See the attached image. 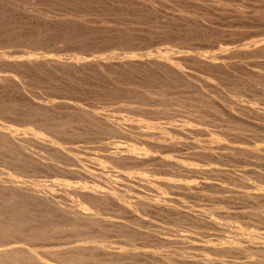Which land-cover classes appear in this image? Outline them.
<instances>
[{
  "label": "bare ground",
  "instance_id": "1",
  "mask_svg": "<svg viewBox=\"0 0 264 264\" xmlns=\"http://www.w3.org/2000/svg\"><path fill=\"white\" fill-rule=\"evenodd\" d=\"M131 1L96 0V3L92 4L93 0H0V92H3L0 94L6 95L7 98L0 96V264H127L139 258L147 264H188L192 259H197L198 264H221L225 262L224 259L228 260L225 257L230 253L233 254L231 256L245 254L255 261L264 260V244L258 242L264 239L257 231L261 229L255 227L257 230L254 228V231L262 238L251 228V233L257 236L248 233L250 230L242 229L244 225H236L238 221L221 223L219 218L222 215L218 212L202 215L198 210L200 215L195 210L196 215L192 211V215H187L190 208L185 207L186 205L180 202L181 199L177 201L176 197H170L174 192L177 193H174L175 195L184 192L187 197L200 199L205 196L204 190L213 188L223 195L222 197L229 194L230 199V195L235 194L246 200L245 204L250 202L247 208L249 216L254 217L251 218L255 222H264V204L260 201L264 194V190L260 189L264 187V183L260 182L264 178V148L255 144L257 137L251 138V133L246 134L247 130L239 127V121H236L237 124L222 118L216 120L217 124L207 121L212 114L210 104H221L225 103L226 99L235 98L232 99V95L230 97L221 90L219 83H210L211 79H217L220 83L223 81L225 89L226 86H230L232 90L248 88L247 91L251 90L258 97L264 98V32L262 35L259 32L261 36L254 40L255 44L250 45L252 42H247L245 51L241 48L242 54L228 57L240 61L254 57L257 64L251 69L247 63L240 61L213 63V59L202 56V53H191L193 45L189 42L179 43L175 48L176 53L173 54H158L154 52L156 50L136 54L133 43L138 36L137 27L139 28L143 21L140 18L147 9H150V13L155 11L151 10L153 5H146V1ZM158 1L161 3L163 0ZM198 1L196 0L195 4H198ZM209 1L211 3L212 0ZM147 2L149 3V0ZM151 2L152 0L150 4ZM206 2L204 3L207 4ZM185 3L183 1L184 5ZM188 3V7L192 8L191 3ZM220 4L219 7L223 3ZM160 5L162 7V4ZM90 11L95 14L91 15ZM197 11L198 15L199 10ZM181 12L178 14L181 15ZM189 13L185 12L187 15ZM191 14L193 12L189 15ZM194 15L196 16L193 14L192 17ZM201 16L195 19L199 20ZM248 16L247 19L255 17ZM148 18L151 19L149 15ZM255 18L251 21L254 22ZM195 19L193 18V21ZM251 21L248 23L251 24ZM165 27H162L164 33L177 36L174 40H182L186 35L190 37L197 32L195 30L194 33H189L193 28L188 32V27ZM200 28L202 29V26ZM242 41L245 42L246 39ZM105 42L114 43L110 47L116 45L124 49L115 47L118 51L111 52L110 60L101 59L104 57L101 53L109 48L99 47ZM62 44L65 46H60ZM9 49L18 50L6 52ZM64 52L69 54H63ZM92 56L101 61L93 60ZM192 64L197 66L198 74L201 72L206 74V77L202 74V77L189 74L187 70ZM49 78L56 83L54 89L57 94L45 96L43 85ZM182 88L188 92H182L183 95H180ZM67 90H72L74 96L66 93ZM147 105L152 108L146 109ZM112 106L115 109H112ZM107 107L112 110L104 112ZM118 112H126L129 116L121 117ZM240 114L243 117L244 112ZM262 115L264 117V114ZM253 116L256 118L255 114ZM247 117L246 119L254 118H251L250 114ZM161 119L165 122L160 121ZM257 119L261 121L263 118ZM254 120L252 121L255 124ZM262 121L264 125V120ZM171 122L176 124L172 126L175 127L173 129L168 125ZM244 122L248 124L249 121ZM164 124L169 128H163ZM212 128L217 130L211 132ZM262 130L264 133V128ZM219 137H222L220 142L217 141ZM225 137L232 139L231 142L239 141V145L240 141L246 145L248 142L247 146L251 147L244 149L243 146L227 143ZM261 137L264 139V135ZM71 138L100 141V147L94 146V153L88 156L86 154L85 157L91 155L89 165L99 164L103 168L101 170L105 169L103 174L106 173V179L100 177L102 173L98 176L94 171L91 172L85 164L86 160H82L83 157L74 159L66 152L70 145L67 141ZM124 140L127 143L134 141L137 146V143H140L139 146H149V150L140 157L135 153L137 150L133 151L130 147H125L126 145L120 146L119 141L124 143ZM65 142L68 144L65 145L66 148L63 147ZM78 143L80 145V142ZM131 143L129 142L131 146L134 145ZM151 147L160 148L162 156L153 158ZM132 148L134 149L133 146ZM75 149L74 147V151ZM90 149L93 151L92 148L88 150ZM175 150L181 153L180 157L172 154ZM76 152L80 154L79 151ZM81 154L84 155L82 152ZM150 156L152 159H149ZM136 166H144L145 173H138ZM244 169L248 170L243 171ZM119 170L122 171L119 172L122 179L136 180L143 176L141 181L152 187L150 193L147 194L144 189L137 187L134 189L136 184L133 185L131 181L129 183H132L133 188L129 183H125L126 180L123 184L119 176H116ZM44 175L48 178L50 176L51 180H47L49 183L44 179ZM210 176H223L224 179L212 183ZM59 181L62 184H58ZM105 181L110 184L109 187H113L110 191H103ZM206 181L211 184L208 188H204L207 187L206 184L198 188L199 183ZM140 184L138 186H145ZM99 186L102 190H98ZM143 188L147 189L146 186ZM61 189L64 192H60ZM246 189L250 190L248 192L252 195L244 192ZM61 193L64 195L60 196ZM217 193L214 195H219ZM211 195L206 196L212 197ZM231 198L236 199L235 196ZM205 199L203 198L204 201ZM210 199L207 201H212ZM214 208L211 211L220 209ZM148 210H152L163 220L172 217L182 218L179 220L184 218L188 224L184 226L182 222L183 225L173 226L171 223V226L169 221L163 222V225H157V222L153 224L145 217V214H149ZM117 215L120 221L121 218L123 220H118V225L115 222L119 218ZM236 218L241 217L237 214L234 219ZM110 220H114L115 224H111ZM204 229L216 231L215 237L218 236L217 239L221 243L217 239L220 244L209 242L215 237L211 240L209 238L208 242L203 241V244H197V239L194 242L197 231ZM103 230L111 234L116 230L119 239L122 237L124 241L119 245L107 244L108 239L110 243L113 242L114 235L112 238H109V235L104 242ZM227 234L233 237L232 240L226 238ZM131 236L135 239L131 240ZM115 239L113 243H116ZM233 239L241 244L247 242L249 246L243 248L244 245L239 246L240 242L239 245L235 244L238 242L233 243ZM137 240L141 242L140 245L134 243ZM199 242H202L201 239ZM231 259L227 262L233 263Z\"/></svg>",
  "mask_w": 264,
  "mask_h": 264
},
{
  "label": "rangeland",
  "instance_id": "2",
  "mask_svg": "<svg viewBox=\"0 0 264 264\" xmlns=\"http://www.w3.org/2000/svg\"><path fill=\"white\" fill-rule=\"evenodd\" d=\"M94 2L92 3V4H95L96 2V0H93ZM128 1V0H127ZM130 2H132L131 0H129ZM134 1V0H133ZM138 1H140V0H138ZM144 1H146V5H150V6H152L153 8L151 9V10H153V11H155L156 12V15H160V17H158V16H156L155 15V12L154 13H150L151 11H150V9L148 10L147 9V12H143L144 14H143V16L140 18V20H143V21H145L146 19H147V15H149L150 16V18H151V16H154V18L152 17L151 19H147L145 22H146V24H145V22L143 23V21H141V25H139V28L137 27V30H138V33H137V31H136V35H138V36H136L135 38H137L136 39V41L133 43V45H134V48L133 49H136L135 50V52L134 53H136V54H139V53H144L145 51L146 52H152V51H154V50H156V51H154L155 53H158V54H165V55H167V54H173V53H176V51H177V49H175V48H177L178 47V45H179V43H181V42H189V43H191L193 46H192V49L190 50L191 51V53H192V51H193V54L194 53H196V52H199V53H202V56H205L206 58H208V59H213V63H220V61L221 62H228V61H230V63H233V62H237V61H240V60H238V59H235V61H234V59H232L231 60V58H228V57H233V56H236V55H239V54H242L243 53V51H245L244 50V47H245V44H250V42H252L250 45H252V44H255L256 42L254 41V40H256L259 36H261L262 34H263V32H264V8L262 9V6H264L263 4H264V1L263 0H255L254 2H253V0H212L211 1V3H210V1L209 0H207V2L205 1V0H197L198 2V4L200 3V2H203V3H200V5H198V4H195L196 3V0L195 1H193V0H163V1H165V3L162 1H160L161 3H159V1L158 0H152V2H151V4H150V0H149V3L147 2L148 0H141V2H144ZM183 1H184V3L186 2V1H188V2H190L191 3V6H192V8L190 7H188V6H190V4L188 3V2H186L185 3V5L183 4ZM216 1V2H215ZM235 1V2H234ZM241 1V2H240ZM245 1V2H244ZM257 1V2H256ZM260 1H261V3H260ZM155 2H157V3H155ZM167 2V3H166ZM174 2V3H173ZM193 2V3H192ZM204 2H206L207 4H205ZM219 2V3H218ZM237 2V3H236ZM242 2H244V3H242ZM260 4H259V3ZM145 3V2H144ZM163 3L165 4V6L163 5ZM177 3H179V5L177 4ZM183 5H182V4ZM187 3H188V5H187ZM220 3H226L225 5H223L222 4V6H220L219 7V4ZM254 3H255V5H254ZM257 3V4H256ZM156 4H162V7H161V5L159 6V5H156ZM166 4H167V8H168V6H169V8L167 9L166 8ZM244 4V5H243ZM88 5H90V4H88ZM181 5V7H179ZM195 7H194V6ZM196 5H198V7H199V9H197L198 7L196 6ZM221 5V4H220ZM95 6V5H94ZM170 6H171V8H170ZM183 6V7H182ZM225 6V7H224ZM244 6V7H243ZM245 6H247V7H245ZM252 6V7H251ZM160 7H161V9H160ZM184 7H186L185 9L186 10H188V11H186L185 9H184ZM224 7V8H223ZM251 7V8H250ZM105 9H106V7H104ZM181 8H183V10L181 9ZM189 8V9H188ZM194 8V9H193ZM215 8H217V10L215 9ZM238 8V9H237ZM244 8V9H243ZM260 8V9H259ZM156 9H158V11L156 10ZM177 9H179V10H177ZM202 9V10H201ZM236 9V10H235ZM242 9V10H241ZM256 9V10H255ZM159 10H160V12H161V14H160V12H159ZM175 10V11H174ZM176 10H177V12H176ZM185 10V11H184ZM194 10H199V13L201 12V11H203L202 12V14L204 15L203 17L198 13V15H200L202 18L201 19H199V20H196V19H198V18H200V16H198L197 15V13H196V11H194ZM201 10V11H200ZM219 10V11H218ZM236 11V12H239L238 10H240V12L239 13H237V14H235V12L234 11ZM152 11V12H153ZM173 11V12H172ZM184 13V15H186V17H184V15H183V13ZM211 11V12H210ZM218 11V12H217ZM243 11V12H242ZM251 11V12H250ZM254 11V12H253ZM256 11V12H255ZM259 11V12H258ZM262 11V12H261ZM179 12H181V15H183V17L180 15V14H178ZM185 12H187V13H191V12H193V14H196V16L194 15V17H192L193 16V14H191V16L188 14H185ZM198 12V11H197ZM232 12V13H231ZM245 12V13H244ZM91 15H93V14H95V12H89ZM146 13V14H145ZM147 13H149V14H147ZM176 13V14H175ZM235 15H234V14ZM251 13V14H250ZM238 14H240L239 16H238ZM251 15L252 17H253V15L256 17V18H258V20H256V18L255 17H253L252 19L251 18H248L247 19V16L248 15ZM257 14V15H256ZM170 15V16H169ZM178 15H180V16H178ZM212 15V16H211ZM216 15V16H215ZM223 15V16H222ZM247 15V16H246ZM248 16V17H251V16ZM261 15V16H260ZM146 16V17H145ZM189 16H190V18H189ZM215 16V17H214ZM246 16V17H245ZM259 16H260V18H259ZM167 17V18H166ZM188 17V18H187ZM195 17H197L196 19H195ZM235 19H234V18ZM237 17V18H236ZM241 17H242V19H241ZM161 18V19H160ZM171 19L170 21H169V19ZM176 18H180V20L179 21H181V20H183V19H185V20H183V21H185V23L183 22V21H181L180 23H179V21H178V19H176ZM188 20H192L191 22L190 21H188ZM192 18V19H191ZM193 18L195 19L194 21H193ZM246 19V20H248V21H246V20H244V19ZM254 18H255V21H256V23H255V21L253 22V21H251V20H254ZM152 19H154L153 21H152ZM156 19H159V20H156ZM163 19V20H162ZM224 19V20H223ZM226 19V20H225ZM156 20V21H155ZM178 22H176V21ZM200 20H202V21H200ZM203 20H204V22H203ZM148 21V22H147ZM161 21H162V23L164 22V25L166 26H164V25H162V23H161ZM199 21L201 22V23H199ZM241 21V22H240ZM245 21H246V23H245ZM252 22L251 24L250 23H248V22ZM261 21V22H260ZM166 22V23H165ZM175 22V24H173V23ZM186 22H188V23H186ZM190 22V23H189ZM198 24H197V23ZM204 24H203V23ZM145 24L144 26H143V24ZM148 23V24H147ZM155 23V24H154ZM158 23V24H157ZM160 23V24H159ZM194 23V24H193ZM197 25H196V24ZM150 24V25H149ZM170 24L172 25L171 27H170ZM178 24V25H177ZM191 24V25H190ZM192 24H193V26H192ZM199 24H201V26H202V29L200 28L201 26L199 25ZM245 24V25H244ZM250 24V25H249ZM147 25V26H146ZM162 25V26H161ZM175 25V26H174ZM176 25H177V27H176ZM182 25H184L185 27H183ZM188 25V26H187ZM194 25H196L195 27H194ZM203 25H205V26H203ZM262 25V26H261ZM157 26V27H156ZM174 26V27H173ZM180 26L182 27V28H186V27H188L187 29H188V32L189 31H191L192 30V32H189V33H194L195 32V30L198 32H195V35L193 34V36L195 37H193V36H190V37H188L187 35H186V37L185 38H183L182 40L181 39H178V38H175V40H177V42L174 40V37H177V36H175V35H172L171 33H168L167 32V34L166 33H164V30L162 29V27H165V28H169V29H171V28H173V29H179L180 28ZM200 26V27H199ZM208 26V27H207ZM221 26V27H220ZM258 26V27H257ZM190 27V28H189ZM203 27H204V29H203ZM228 27V28H227ZM247 27V28H246ZM159 28V29H158ZM191 28H193V29H191ZM197 28H200V30L199 29H197ZM233 28V29H232ZM142 30V31H140V30ZM155 29H156V31H155ZM161 29V30H160ZM191 29V30H190ZM213 29V30H212ZM145 30H146V32H145ZM163 30V31H162ZM150 31V32H149ZM199 31H200V33H199ZM221 31V32H220ZM141 32V33H140ZM149 32V33H148ZM209 32V33H208ZM259 32H261V35L259 34ZM148 34H150V35H148ZM184 34H186V33H183V35ZM207 34H209V35H207ZM203 35H204V37H203ZM239 35V36H238ZM171 36V37H170ZM173 36V37H172ZM248 36V37H247ZM250 36V37H249ZM203 37V38H202ZM247 37V38H246ZM142 38V39H141ZM160 38V39H159ZM168 38H170V39H168ZM194 38V39H193ZM198 38V39H197ZM202 38V39H201ZM242 39H246V41L244 42V41H242ZM149 40V41H148ZM166 40V41H165ZM174 40V41H173ZM164 42V43H163ZM224 42V43H223ZM234 42V43H233ZM236 42V43H235ZM248 42V43H247ZM228 43H230V45L228 44ZM231 43L232 44H234V45H231ZM114 43H109L108 44V42H105V43H102V44H100L99 45V47H104V49H105V47H109V48H106L107 50L106 51H104V52H102L101 53V55H103L104 57H102L101 59H103V58H105V60H110L111 58H112V54H111V52L113 53V52H115V51H118L117 49H115V47H116V45H114V47H110V46H112ZM220 45V46H219ZM60 46H65V45H60ZM222 46V47H221ZM231 46V47H230ZM157 47V48H156ZM199 47H200V49H199ZM64 47H62V49H63ZM116 48H121V47H116ZM126 48V47H125ZM243 49V51H242V49ZM112 49V50H111ZM121 49H124V48H121ZM169 49V50H168ZM236 49H238L237 50V52H236ZM246 49V48H245ZM17 51L18 49H9V50H7L6 52H10V51ZM64 50H66L65 48H64ZM163 50V51H162ZM235 50V51H234ZM241 50V51H240ZM157 51H160V52H157ZM175 51V52H174ZM190 51H189V53H190ZM232 53H231V52ZM240 51V52H239ZM239 52V53H238ZM68 52H64L63 54H67ZM110 53V54H109ZM226 53V54H225ZM69 54V53H68ZM108 54V55H107ZM122 54H126V53H122ZM205 54H207V55H205ZM210 54V55H209ZM228 55V56H227ZM95 56V55H94ZM105 56H108V58L107 57H105ZM208 56V57H207ZM66 57V56H65ZM93 57V56H92ZM96 57V56H95ZM95 57H93V60H95V61H99L100 59H97V58H95ZM111 57V58H110ZM220 57V58H219ZM91 58V57H90ZM90 58H88V60H90V61H93V60H91ZM216 58V59H215ZM222 58H224V59H222ZM249 57H247L246 59H243L244 61H240L241 63H247L249 66H248V68L249 69H251V67L252 66H254L255 64H257V59H255L254 57H250L249 59H248ZM219 59V60H218ZM218 60V61H217ZM242 60V59H241ZM246 60V61H245ZM101 61V60H100ZM244 66V65H243ZM189 67H190V69H188L187 71H189V74H191V75H196V77L198 76H200V77H202V75L203 76H205L206 77V74H203V73H201L200 72V74H198L199 73V71H198V69H197V66H195V65H189ZM192 67V68H191ZM194 69V70H193ZM202 74V75H201ZM210 80V78L208 79V81ZM212 81V82H211ZM211 81H210V83H214L215 82V84H217L218 85V83H219V88L221 89V90H223V91H225V93L227 94V95H229L230 97H231V95H232V99L234 98V100H228V99H226L225 100V103L224 102H222L221 104L220 103H214V104H210L209 105V109H210V111H211V118H208L207 119V121L209 122V123H213V124H217L216 122V120H218V118H222V119H225V120H230V121H232V122H236V121H239L238 123V125H239V127H241L242 126V128L243 129H245V133L247 134V133H251V134H249V135H251L250 137L252 138L253 136H254V138H256L257 137V139H256V141H255V144L256 145H258L260 148H264V139H263V137H261L260 138V136H263L264 135V133H263V130H262V128H264V125H263V121L262 120H264V117H262L263 115L262 114H264L263 112H264V98H261V97H258L253 91H247V89L248 88H246V89H244V90H240V89H234L233 88V90H232V88L230 87V86H226V88L227 89H225V87L223 86V85H225L224 84V82L222 83H220V81L218 82L217 81V79H211ZM216 81H217V83H216ZM48 83V84H47ZM52 85H51V84ZM56 83L51 79V78H49V79H47V82L43 85L44 86V91H43V93H44V95L45 96H48L47 94H50V96H52V95H56L57 93H56V91H55V89H54V85H55ZM49 85V86H48ZM221 85V86H220ZM230 87V88H229ZM46 88V89H45ZM52 88H53V92H52ZM50 89V90H49ZM229 90V91H228ZM232 90V91H231ZM66 91V90H65ZM227 91V92H226ZM231 91V92H230ZM73 91L72 90H67V92L66 93H71L70 95H72V96H74V93H72ZM182 92H184V93H186V92H188V90H186V89H181L180 91H179V93H180V95H183V94H181ZM0 93H3L2 91L0 92ZM8 93V92H7ZM229 93V94H228ZM230 93H232V94H230ZM243 94V95H242ZM185 95V94H184ZM0 96H1V98H6V95H3V94H0ZM254 96V97H253ZM240 97V98H239ZM253 98H255V99H253ZM260 98V99H259ZM7 99V98H6ZM240 99V100H239ZM259 99V100H258ZM1 101H7V100H2L1 99ZM232 102V103H231ZM224 103V104H223ZM234 103V104H233ZM216 104V105H215ZM250 104H254L253 106H251ZM212 105V106H211ZM214 106H215V108H214ZM219 106H222V107H219ZM225 107H226V110H225ZM251 107V108H250ZM256 107V108H255ZM111 107H107V108H105V111L104 112H106V111H110V110H112L113 108L115 109V107L114 106H112V109H110ZM145 108L146 109H151L152 108V106H150V105H147V106H145ZM245 108V109H244ZM248 108V109H247ZM212 109V110H211ZM219 109V110H218ZM234 109V110H233ZM252 109H254V110H252ZM217 110V111H216ZM214 111V112H213ZM216 111V112H215ZM222 111V112H221ZM235 111V112H234ZM238 111V112H237ZM242 111V112H241ZM219 112H221L220 114H219ZM243 112H244V114L245 115H249L250 114V116H251V118H253L254 116V114H255V116H256V113H258L257 114V116H256V118L254 117L253 119H246V118H248L247 116H244V114H243ZM261 112V113H260ZM119 113V112H118ZM217 115H216V114ZM229 113V114H228ZM235 113V114H234ZM240 113H242L243 115V117H241L240 115ZM247 113V114H246ZM253 113V115H251ZM214 114V115H213ZM239 115V116H238ZM258 115H260V116H258ZM119 116H121V117H126V116H129L126 112H120L119 113ZM213 116V117H212ZM215 116V117H214ZM218 116V117H217ZM233 116H234V118H233ZM217 117V118H216ZM223 117H225V118H223ZM259 117H261V121H262V123H260L261 121H260V119H257V118H259ZM239 118H241V119H239ZM235 119V120H234ZM255 119V120H254ZM257 119V120H256ZM142 120H144V121H146L145 119H142ZM243 120V121H242ZM244 120L246 121V122H248V124H245V122H244ZM252 120H254L255 121V124H256V126H255V124H254V122L252 121ZM155 121L156 120H154V124H155ZM160 121H163V122H165L164 121V119H161ZM212 121H214V122H212ZM241 121V122H240ZM256 121H259V122H256ZM251 122V123H250ZM153 123V122H152ZM157 123V122H156ZM159 123V122H158ZM174 125H173V124ZM175 123H177V125L175 124ZM175 123L174 122H171L170 124H168V125H171L170 126V129L172 128H175V127H172V126H178L179 124H178V120H176L175 121ZM242 123L243 124H245V125H242ZM250 123V124H249ZM236 124H237V122H236ZM253 124V126H251ZM167 124H164L163 125V128H169V126H168ZM247 125H248V127H247ZM245 126V127H244ZM260 126L262 127V128H260ZM256 127V128H255ZM249 128H250V130H249ZM217 130V128H212V130H211V132L213 131V130ZM179 130V129H178ZM257 130V131H256ZM214 132V131H213ZM222 137H219V140H218V138H217V141H221L220 139H221ZM226 139H224L225 140V142H226V140H227V143H230L231 142V140L230 139H228V137H225ZM259 138V139H258ZM74 139V140H73ZM84 140V141H83ZM93 139H88V141H87V139L85 140V139H78V138H71V139H68V141L67 140H65V141H67V143H69L70 145H68L66 142H65V144L63 145V147L64 148H66L67 146H65L66 144L68 145V147H67V149H66V152L69 154V155H72L71 157L72 158H74V157H77L76 159H79L80 157H83V159L82 160H86V162H85V164H87V166H89L88 167V169H90V171L92 172V171H94L95 173L94 174H96V175H98V176H100V174H101V176L100 177H102V179H106L107 177H105L104 178V176H106L105 174H103V171H105V169L104 170H101V169H103L99 164H95V166L93 165V163H92V166L91 165H89V164H91V161L89 160L90 158L89 157H91V155L94 153V151H95V149L96 148H98V147H100V141L98 140H93ZM71 141V142H70ZM75 142L74 144H73V142ZM85 141L87 142V143H85ZM89 141H91V142H89ZM229 141V142H228ZM261 141V142H260ZM78 142H80V145H79V143ZM120 143V146H125V147H130V149L131 150H137V152H135L137 155H139L140 157H141V155H143V153H147L148 152V150H149V146H146L145 147V145H142L141 144V146H139L140 145V143H137L138 144V146L137 145H135L136 144V142H134V141H128V143H127V141H125L124 140V143H123V141H119ZM129 142L131 143H134V145L132 144V146L134 147V149L132 148V146L129 144ZM235 142H237L236 144H235ZM239 141H232L231 142V144H233L234 143V145H236V146H240V147H242V148H244V149H246L247 147H251V146H247L249 143L247 142V145H246V143L245 144H242V141H240V145H239V143H238ZM83 143H84V145H83ZM103 143V142H102ZM127 143V144H126ZM94 144H97V145H94ZM254 144V146H256ZM73 145V146H72ZM85 145H87V146H85ZM90 145V146H89ZM128 145H130V146H128ZM245 145V146H244ZM83 146V147H82ZM96 148H95V147ZM253 146V147H254ZM74 147L76 148L75 149V151H74ZM85 147V148H84ZM137 147V148H136ZM139 147H141V148H139ZM257 147V146H256ZM89 148H92V150L93 151H91V149L90 150H88ZM139 148V149H138ZM143 148L145 149V150H147V151H143ZM83 149L85 150V151H83ZM160 148H157V147H151V154L153 153V155H154V157L153 158H158V156L160 157V156H162V155H160L161 154V152H162V150L160 151L159 150ZM71 152H69V151ZM76 150L77 151H79V153L80 154H76V153H78V152H76ZM142 150V151H141ZM139 151V152H138ZM160 151V152H159ZM176 151V152H175ZM174 152L175 153H172L175 157H180L181 156V153H179L177 150H175ZM74 152V154H72ZM76 152V153H75ZM81 152L82 153H84V155H82L81 154ZM91 153V155H89V157H85V155L86 156H88V154H90ZM77 156H76V155ZM150 154V155H151ZM163 154V153H162ZM248 154V153H247ZM79 155V156H78ZM81 155V156H80ZM152 155V156H153ZM165 155V154H164ZM85 157V158H84ZM149 157V156H148ZM93 158V157H92ZM146 158V157H145ZM75 159V158H74ZM81 159V158H80ZM149 159H152L151 158V156H150V158ZM97 165H99V166H97ZM91 167V168H90ZM93 167V168H92ZM99 168V171H98V168ZM137 167V169H136V171L139 173V172H141V173H145L144 172V170H145V167L144 166H136ZM94 169V170H93ZM140 170V171H139ZM247 171L248 169H244L243 171ZM101 171V172H100ZM97 172H99V174H97ZM118 173L116 174V176L118 177L119 176V179H120V181H122V183L123 184H125V183H129V181H131L132 183H133V185L134 184H136V185H132V183H129L130 185H131V187L133 186L134 187V189H135V187H137V188H139V189H144V191H145V193H150V190H151V188L152 187H150L149 186V184L148 185H146L147 183L145 182L144 183V181H141V179L142 178H144L143 176L140 178V179H136V180H133V178L130 180V179H122L123 177L122 176H120V173H122V171L121 170H119V171H117ZM120 172V173H119ZM140 173V174H141ZM103 175V176H102ZM44 177V179L47 181V180H49V178H50V176H49V178L48 177H46L45 175L43 176ZM122 177V178H121ZM220 177V178H219ZM210 178L212 179L211 180V182L212 181H215V182H218V180H223L224 179V177L223 176H210ZM215 178H218V179H215ZM223 178V179H222ZM122 179V180H121ZM135 179V178H134ZM50 180H51V178H50ZM127 181V182H125L124 183V181ZM135 183H134V182ZM136 181H139V182H137L136 183ZM48 183L50 182V181H47ZM61 181H59L58 182V184L60 183ZM209 182V181H208ZM260 182L263 184L264 183V178H262L261 180H260ZM101 183V182H100ZM104 183V186H103V191H104V189H105V191L106 190H108L109 189V191H110V188H113V187H109V183H107L106 184V181L105 182H103ZM121 183V182H120ZM121 183V184H122ZM144 184L146 187H147V189L146 188H143V187H145V186H138V184ZM213 183V182H212ZM61 184H62V182H61ZM60 184V185H61ZM102 184V183H101ZM106 184V185H105ZM109 184V185H108ZM128 184V185H129ZM140 184V185H141ZM203 184L205 185H207V187H204L203 186ZM103 185V184H102ZM201 185L204 187V188H208V185L210 186L211 184L210 183H207V181L206 182H201V184L199 183V185L198 186H200V187H198V188H202L201 187ZM213 185V184H212ZM264 185V184H263ZM262 185V186H263ZM101 186V185H100ZM99 186V189H98V187H95V189H98V190H102L101 189V187ZM105 186H107V187H105ZM149 186V187H148ZM109 187V188H108ZM132 187V188H133ZM149 189V190H148ZM210 189V190H209ZM208 190H204V195L205 196H203V198L205 199V201L203 200V198H200V199H193V198H191V197H187V195L186 194H184V192H182V194H178V195H175V194H177L176 192H174L172 195L170 194V197H171V199H176L177 201L178 200H180V202L181 203H183V205L185 206V207H188V208H190V209H193V210H187V211H189L188 213H187V215L188 214H191L192 215V212L194 213L195 212V210H196V212H198V210H200L201 212H202V215H204V214H207V212L208 213H215V212H218L220 215H222V217L220 216V218L222 219V221H221V219L219 218V221L222 223H227V221L228 222H237L236 223V225H238V226H240V227H242V225H244L243 226V228L242 229H244L245 228V231H247V230H250V228H251V230H255L256 228L258 229H261V230H257L261 235H262V237H264V222H263V220L261 221V220H259V219H257V218H255L256 220H259V222H261L260 224H259V222L258 221H253L254 219H252V218H254V217H250L249 216V209H247L248 208V206L250 205V202H248L247 201V204H245L246 202V200H244L243 198H241L240 196V198L238 197V195H230V199H229V194H227L226 196H224V197H222L223 195H221V194H219V193H217V191L214 189L213 190V188H212V190H211V188H209ZM260 189H262V190H264V187L262 188H260ZM248 191H250V190H248ZM247 191V189L244 191V192H246L247 194L249 193ZM60 192H64L62 189H61V191ZM206 192V193H205ZM208 192H210V193H217V194H219V195H214V193L211 195L210 193L208 194ZM147 193V194H148ZM184 194V195H183ZM249 194H251V193H249ZM62 195H64L63 193H61L60 194V196H62ZM175 195V196H174ZM183 195V196H182ZM206 195H211L212 197H210V196H206ZM252 195V194H251ZM174 196V197H173ZM182 196V197H181ZM186 198H185V197ZM214 196H216V197H214ZM221 196V197H220ZM228 196V197H227ZM235 196V198L236 199H234V198H231V197H234ZM176 197V198H175ZM228 199H227V198ZM238 197V198H237ZM211 198V199H210ZM222 198V199H221ZM185 199V200H184ZM191 201H190V200ZM212 200V201H207V200ZM215 199V200H214ZM199 200V201H198ZM235 200V201H234ZM239 200H244V202H240ZM183 201V202H182ZM197 201V202H196ZM223 201V202H222ZM261 202H263L262 204H264V194H263V198H262V200H260ZM219 202H221V203H219ZM193 203V204H192ZM207 203V204H206ZM231 203V204H230ZM248 203H249V205H248ZM252 203V202H251ZM197 204V205H196ZM211 204H214V205H211ZM228 204V205H227ZM216 205V206H215ZM222 205V206H221ZM192 208H191V207ZM210 206V207H209ZM212 206V207H211ZM244 206V207H243ZM205 207V208H204ZM209 207V208H208ZM214 207H218V208H220V209H218V211H216V210H214V211H211V210H213V209H215ZM242 207V208H241ZM222 208V209H221ZM244 208V209H243ZM186 209L187 208H185L184 210H185V212L184 213H186ZM230 209L232 210V211H230ZM236 209V210H235ZM244 211H243V210ZM183 210V211H184ZM203 210V211H202ZM206 211V213H205V211ZM192 211V212H191ZM209 211H211V212H209ZM236 211V212H235ZM243 211V212H242ZM147 212H149V214L147 213ZM146 213L148 214H145V217H146V219L149 221V222H151V223H153V224H155L156 222V224L157 225H163L164 223L163 222H167V221H169L168 223H173V224H171V226L173 225V226H175V225H183V223L182 222H184V226H186L187 224H188V221L186 220V219H184L183 218V220H179V219H182V218H177V219H175V218H167L166 220H163V218L162 217H158L157 215H155L154 213H153V211L152 210H148ZM196 212H195V215H196ZM201 212L199 213L200 215H201ZM241 212V213H240ZM247 213V215H246V213ZM151 213V214H150ZM153 213V214H152ZM237 214L241 217V218H236V219H234L235 218V216H237ZM242 214V215H241ZM186 215V216H187ZM194 215V214H193ZM199 215V216H200ZM118 217H119V215H117ZM197 216H198V214H197ZM227 217V219H224V218H226ZM160 218H162V219H160ZM228 218H230L231 220H229ZM242 218H244V219H242ZM250 218V219H249ZM153 219V220H152ZM157 221H156V220ZM171 219H173V220H171ZM238 219V220H237ZM116 220V219H115ZM120 221V217L115 221L116 223H117V225H118V223H120L121 221L123 222V220H122V218H121V221ZM154 220H155V222H154ZM175 220H176V222H175ZM179 220V221H178ZM186 220V221H185ZM224 220H225V222H224ZM234 220V221H233ZM111 221V220H110ZM118 221V222H117ZM162 221V222H161ZM248 221V222H247ZM115 222H114V220L113 221H111V224H115ZM181 222V223H180ZM187 222V223H186ZM250 222V223H249ZM250 225H249V224ZM255 223V224H254ZM241 224V225H240ZM120 225V224H119ZM247 225H249V226H247ZM254 226V227H253ZM249 229H248V228ZM256 227V228H255ZM255 228V229H254ZM179 229V228H178ZM248 231V233H251V232H253V231ZM196 231V230H195ZM207 231V230H206ZM205 231V229L204 230H199V231H197V238H194V242H195V240H196V243L198 244V243H200V244H203V241H207L208 242V239L209 240H211V238H213V237H215L217 234H215V233H217L216 231H212V230H208L207 232ZM257 231H254V233H258ZM115 232H117L116 230H115ZM112 233L111 234V232H106V231H102V235L104 236V234H105V237H103V239H105L104 240V242L108 239V237H109V235H110V237L109 238H112L111 236L112 235H114V239H115V237L117 236V234L116 233ZM210 232V233H209ZM202 234L201 236H198L199 234ZM204 233H206V234H208V235H210V237L207 235L206 236V234H204ZM213 233V234H212ZM254 233H251L252 235H256L257 236V234H254ZM258 233V236H260V234ZM205 235V236H204ZM211 235H214V236H212L211 237ZM106 236H107V238H106ZM195 236V237H196ZM230 236V234H227L226 235V238L227 239H229V240H232V238L231 237H229ZM202 237V238H201ZM208 237V238H207ZM229 237V238H228ZM254 237V236H253ZM261 237V236H260ZM261 237V238H262ZM122 237H120V239H121ZM201 239V241L202 242H199V240ZM204 238V239H203ZM218 238V236L217 237H215V239L213 238L211 241H209L210 243H213L214 245H217V243L216 242H218L219 240V238ZM251 238H252V236H251ZM114 239H112L113 240V242H114ZM119 239V237L117 236L116 237V243H113L112 241V243H110V239H108L107 240V244L109 243V244H115V245H119V243H121V242H123L124 240H120ZM135 239V237H133V236H131V240H134ZM207 239V240H206ZM218 241H217V240ZM216 240V241H215ZM138 241V242H137ZM136 242H134L135 244H137V245H140L141 244V242L139 241V240H137ZM215 241V242H214ZM118 242V243H117ZM220 242V241H219ZM218 242V244H220ZM233 243H235V242H238V243H235V244H237V245H239V242L240 241H234V239H233V241H232ZM258 242L260 243L261 242V244L263 245L264 244V239L263 240H261L260 239V241L258 240ZM139 243V244H138ZM243 245H244V247H243ZM245 245H247V246H245ZM239 246H242L243 248H247L248 246H249V244H247V242H244V244L242 243L241 244V242H240V245ZM231 255H233L232 253H230L229 254V256L228 255H226V257L225 258H227L228 260L230 259V258H232L231 260H232V262L233 263H236L237 264V262H238V264H264V260H258V261H255V260H251V258H249V256L247 257V255H245V254H238V256H237V254H235L234 256H231ZM246 258H247V260H246ZM237 259V260H236ZM251 261H250V260ZM137 260V259H136ZM135 259H133L132 261H136ZM139 260V261H138ZM137 260V262H132V261H130V262H128L127 264H144L145 263V261L143 260V259H141L140 260V258ZM196 260V261H195ZM225 260V262H224V264H226V262L228 261V260H226V259H224ZM250 262H249V261ZM140 261H142L143 263H141ZM198 260L197 259H192V260H189V263L188 264H198V262H197ZM234 261H236V262H234ZM239 261H243V262H240L239 263ZM244 261H246V262H244ZM255 261V262H254ZM196 262V263H195ZM223 262H221V264H223ZM230 262V261H229ZM254 262V263H253ZM233 263H228L227 262V264H233ZM118 264H124L123 262H119ZM145 264H147V263H145ZM220 264V263H219Z\"/></svg>",
  "mask_w": 264,
  "mask_h": 264
}]
</instances>
